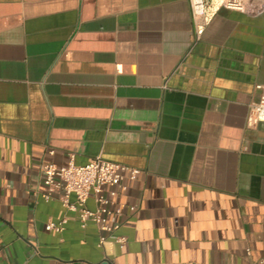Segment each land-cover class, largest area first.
I'll list each match as a JSON object with an SVG mask.
<instances>
[{"label": "crops", "instance_id": "obj_1", "mask_svg": "<svg viewBox=\"0 0 264 264\" xmlns=\"http://www.w3.org/2000/svg\"><path fill=\"white\" fill-rule=\"evenodd\" d=\"M243 1L255 11L220 7L193 43L188 0H0V264L264 257V123H247L264 0ZM70 157L139 170L101 248L94 224L40 196V164Z\"/></svg>", "mask_w": 264, "mask_h": 264}, {"label": "built area", "instance_id": "obj_2", "mask_svg": "<svg viewBox=\"0 0 264 264\" xmlns=\"http://www.w3.org/2000/svg\"><path fill=\"white\" fill-rule=\"evenodd\" d=\"M192 23L193 43L201 40L206 27L211 22L216 11L220 7L229 10L245 11L253 8V4H244L243 0H188ZM249 10V9H247ZM263 94L256 103L249 107L247 123L249 126L264 123V86H256ZM50 156L53 151H49ZM39 174L45 186V192L40 194L41 198L48 202L55 199L61 204L67 213L75 214L80 228L86 229L89 223L96 226L99 237L98 247H102L108 236L115 235L120 228L121 207L116 202L119 189L125 174L130 181L136 179L138 169L128 168L97 157L93 161L76 165L70 157L67 164L57 166L52 162H42ZM92 200L94 208L87 207L88 200ZM67 219L51 222L45 225L47 232L61 233ZM115 243H125L126 238L116 236ZM255 264H264V257L257 260Z\"/></svg>", "mask_w": 264, "mask_h": 264}]
</instances>
